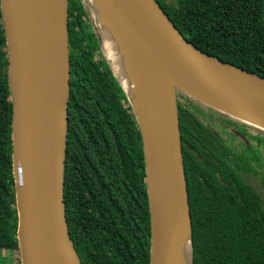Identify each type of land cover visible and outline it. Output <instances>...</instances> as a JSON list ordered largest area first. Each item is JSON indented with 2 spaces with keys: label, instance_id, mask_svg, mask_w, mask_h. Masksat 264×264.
Returning a JSON list of instances; mask_svg holds the SVG:
<instances>
[{
  "label": "trees",
  "instance_id": "1",
  "mask_svg": "<svg viewBox=\"0 0 264 264\" xmlns=\"http://www.w3.org/2000/svg\"><path fill=\"white\" fill-rule=\"evenodd\" d=\"M156 1L191 45L264 78V0ZM68 45L64 209L70 238L82 264H149L151 224L139 126L80 0H68ZM7 66L0 10V252L18 250ZM180 96L191 110L202 107ZM177 106L192 264H264L259 152L264 132L206 107L246 138L232 134L238 142L231 139L222 147L225 160L211 140L182 120L179 111L187 108ZM252 174L257 182L247 181Z\"/></svg>",
  "mask_w": 264,
  "mask_h": 264
},
{
  "label": "water",
  "instance_id": "2",
  "mask_svg": "<svg viewBox=\"0 0 264 264\" xmlns=\"http://www.w3.org/2000/svg\"><path fill=\"white\" fill-rule=\"evenodd\" d=\"M99 50L137 119L144 150L151 224L149 264H171L181 198L190 242L191 222L179 137L178 94L199 106L264 132V78L210 56L191 45L156 0H80ZM12 103L11 170L20 264H82L64 209V165L69 99L68 0H0ZM103 19V20H102ZM101 20L106 24L96 29ZM113 25L124 41L157 73L148 89L157 95L143 130L127 92L101 46L100 33ZM240 138L243 135L236 132ZM149 144L156 149L152 156ZM156 159L158 161H156ZM158 166L153 169V165ZM166 198L160 221L156 212Z\"/></svg>",
  "mask_w": 264,
  "mask_h": 264
},
{
  "label": "bare ground",
  "instance_id": "3",
  "mask_svg": "<svg viewBox=\"0 0 264 264\" xmlns=\"http://www.w3.org/2000/svg\"><path fill=\"white\" fill-rule=\"evenodd\" d=\"M102 51L108 60L113 72L127 92L134 105L139 121L146 132L155 128L156 123L149 116V111L157 102V95L148 92L153 82L162 84V79L157 73L124 41L117 29L109 24L100 33ZM160 91H166L165 85H160ZM149 144L152 156L156 155V149ZM156 161H158L156 159ZM158 162L153 165V169ZM166 198H163L156 214V222L161 220ZM175 220L178 222L177 237L174 250L170 255L171 264H191L190 242L188 229L183 217L181 198L177 197L174 210ZM161 264H166L164 257Z\"/></svg>",
  "mask_w": 264,
  "mask_h": 264
},
{
  "label": "flooded vegetation",
  "instance_id": "4",
  "mask_svg": "<svg viewBox=\"0 0 264 264\" xmlns=\"http://www.w3.org/2000/svg\"><path fill=\"white\" fill-rule=\"evenodd\" d=\"M178 104L181 106L183 104V109L186 107L187 109L185 110H180L181 112V118L183 121L187 122L188 124H193V126L197 129V131L201 134L203 139H209L211 140L217 147L215 151L218 153L220 157L226 160V154H223L222 152V147L225 145H231V137L232 134L236 135V132L240 133L241 135L244 136L241 132L237 130H232L230 123L225 120H221L213 114H211V117L208 116L206 113H196L194 110H191L188 108L187 104L184 103V99L178 95L177 99ZM196 117L197 120L203 125L204 129L200 128L198 124L196 123L195 119L193 117ZM215 130L222 132L223 136L217 135L215 133ZM247 133L250 134L249 130ZM252 135V134H250ZM239 139L242 141H246L245 139L240 138L238 135H236ZM104 194V192H101ZM101 196V195H99ZM86 201H88V196L84 197ZM103 198V197H101ZM87 206L88 204L85 203Z\"/></svg>",
  "mask_w": 264,
  "mask_h": 264
},
{
  "label": "rangeland",
  "instance_id": "5",
  "mask_svg": "<svg viewBox=\"0 0 264 264\" xmlns=\"http://www.w3.org/2000/svg\"><path fill=\"white\" fill-rule=\"evenodd\" d=\"M164 1H166L167 3H171L172 1L171 0H164ZM103 20V19H102ZM101 20V23H97V21H96V29L99 31V26H100V24H102V25H104V24H106L104 21H102ZM95 59L96 60H98L99 58L96 56L95 57ZM179 95V94H178ZM177 99H178V96H177ZM194 112H196V113H206V114H208V116L209 117H211V112H210V110H208L205 106H202L200 109H196V110H194ZM249 132H250V134H253V132L251 131V130H249ZM215 133L217 134V135H220V136H223L222 135V132H220V131H217V130H215ZM232 138V137H231ZM233 141L235 140V141H237L238 142V140H236V139H232ZM260 149H259V152H260V155H261V157H262V159L264 160V147L263 146H261V147H259ZM256 176L255 175H249L248 176V180L247 181H251V182H257L256 181ZM259 184V183H258ZM260 186V185H259ZM0 264H20V259H19V252H18V250H14V251H2V252H0Z\"/></svg>",
  "mask_w": 264,
  "mask_h": 264
}]
</instances>
